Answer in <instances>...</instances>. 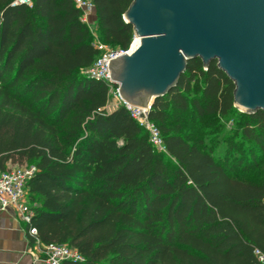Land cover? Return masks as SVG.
<instances>
[{
	"label": "trees",
	"instance_id": "1",
	"mask_svg": "<svg viewBox=\"0 0 264 264\" xmlns=\"http://www.w3.org/2000/svg\"><path fill=\"white\" fill-rule=\"evenodd\" d=\"M11 2L0 0V169L35 166L39 241L84 258L64 264H264V111L234 106L217 61H189L151 104L158 151L83 74L98 51L74 1ZM92 2L98 37L127 49L131 0Z\"/></svg>",
	"mask_w": 264,
	"mask_h": 264
},
{
	"label": "water",
	"instance_id": "2",
	"mask_svg": "<svg viewBox=\"0 0 264 264\" xmlns=\"http://www.w3.org/2000/svg\"><path fill=\"white\" fill-rule=\"evenodd\" d=\"M122 17L139 43L108 68L129 104L165 96L200 58L204 67L216 60L233 82L235 107L264 111V0H131Z\"/></svg>",
	"mask_w": 264,
	"mask_h": 264
},
{
	"label": "built area",
	"instance_id": "3",
	"mask_svg": "<svg viewBox=\"0 0 264 264\" xmlns=\"http://www.w3.org/2000/svg\"><path fill=\"white\" fill-rule=\"evenodd\" d=\"M75 6L80 10V20L87 25L93 34L92 45L98 51L96 60L89 67L83 70V74L102 80L109 87L110 97L117 102L118 105H123L130 115L142 125L149 134V141L158 151H165L160 131L158 127L148 120V111L151 105L145 107L134 106L122 99L119 94L118 86L111 82L110 68L108 61L122 53H130L135 48H132V38L127 49H114L104 43L92 29L94 25V5L92 0H73ZM12 5H26L30 7L32 0H12ZM35 172L33 165H12L7 169H0V210H13L15 214L27 225L28 234L34 239L38 245V259L45 264H64L65 262H82L83 256L74 247L62 243H41L38 238L36 227L32 224V218L35 213L36 203L30 202L28 199L27 181ZM259 261L264 263V255L258 250H254Z\"/></svg>",
	"mask_w": 264,
	"mask_h": 264
},
{
	"label": "crops",
	"instance_id": "4",
	"mask_svg": "<svg viewBox=\"0 0 264 264\" xmlns=\"http://www.w3.org/2000/svg\"><path fill=\"white\" fill-rule=\"evenodd\" d=\"M38 255V245L28 234L27 225L13 210H0V264H45Z\"/></svg>",
	"mask_w": 264,
	"mask_h": 264
},
{
	"label": "rangeland",
	"instance_id": "5",
	"mask_svg": "<svg viewBox=\"0 0 264 264\" xmlns=\"http://www.w3.org/2000/svg\"><path fill=\"white\" fill-rule=\"evenodd\" d=\"M96 25L94 24L93 26H92V29L97 33V30H96V27H95ZM109 46H110V44H108ZM111 48H113L112 46H110ZM117 106V102L113 99V98H111L110 97V99H109V101H108V103H107V105H106V109L107 110H110V108H114V107H116ZM237 108V107H236ZM238 110H239V108H237ZM240 111V110H239ZM231 122L229 121V122H225V127H226V129H229V127H231ZM216 133V131L212 134L213 136H212V138H215L216 137V135L217 134H215ZM7 165V164H6ZM10 165V164H9ZM24 165H26V164H24ZM28 165V164H27ZM8 168L10 167V166H7Z\"/></svg>",
	"mask_w": 264,
	"mask_h": 264
},
{
	"label": "bare ground",
	"instance_id": "6",
	"mask_svg": "<svg viewBox=\"0 0 264 264\" xmlns=\"http://www.w3.org/2000/svg\"><path fill=\"white\" fill-rule=\"evenodd\" d=\"M139 43V37L135 36L132 44V48H135Z\"/></svg>",
	"mask_w": 264,
	"mask_h": 264
}]
</instances>
